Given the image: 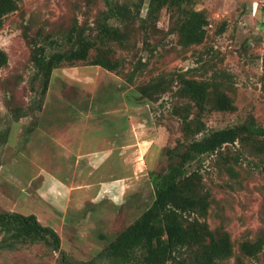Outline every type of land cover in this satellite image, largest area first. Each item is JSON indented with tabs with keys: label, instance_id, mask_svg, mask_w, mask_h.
<instances>
[{
	"label": "rangeland",
	"instance_id": "rangeland-1",
	"mask_svg": "<svg viewBox=\"0 0 264 264\" xmlns=\"http://www.w3.org/2000/svg\"><path fill=\"white\" fill-rule=\"evenodd\" d=\"M116 1L135 14L134 21L111 20L128 35L126 48L110 44L124 66L109 71L84 61L56 68L42 111L29 108L36 99L30 39L38 32L61 36L75 24L94 34L107 0H20L0 28V48L9 58L0 70V209L38 212L42 223L56 226L62 250L77 260L91 259L152 204L150 172L168 165L166 151L182 136L172 92L141 100L138 87L177 72L221 81L236 109L207 112L208 128L240 124L250 115L264 126V0H195L196 9L207 14L208 34L188 48L178 42L176 16L169 9L153 23L144 20L149 0ZM8 126L10 138L3 144L1 132ZM68 132L75 142L84 134L86 146L67 144ZM218 159L207 155L202 166L213 195L208 222L230 232L238 255L243 239L264 237V171L258 158L245 155L228 163L239 173L233 177ZM97 169L102 178L97 198L60 218L43 208L53 203L48 193L57 186L73 181L76 186ZM60 256L43 244L0 248V264H59ZM251 262L264 264L262 254L246 259Z\"/></svg>",
	"mask_w": 264,
	"mask_h": 264
},
{
	"label": "trees",
	"instance_id": "trees-1",
	"mask_svg": "<svg viewBox=\"0 0 264 264\" xmlns=\"http://www.w3.org/2000/svg\"><path fill=\"white\" fill-rule=\"evenodd\" d=\"M147 4L144 20L153 23L164 8L173 12L182 47L206 40L208 17L204 10L196 9L195 0H149ZM19 7L20 0H0V28L4 17ZM111 20L134 21L135 14L127 4L107 0V9L98 18L94 34L75 24L61 36L38 32L30 39L36 93L31 110L42 111L53 71L64 64L88 61L109 71H119L124 66L110 44L126 48L128 35ZM8 59L7 52L0 48V70L8 64ZM262 83L264 88V73ZM138 92L141 100H156L161 94L172 92L173 114L181 120L182 136L166 151L168 165L150 172L155 190L152 204L89 260L73 259L63 251L59 233L42 223L36 214L0 209V248L14 250L21 244H43L60 252L59 264H256L246 263V259L260 258V254L264 259V237L243 239L237 255L230 232L222 226L211 228L208 216L213 195L206 188L202 172L207 155H218L217 164L227 168L233 177L239 173L228 163H237L245 155L258 158V165L264 171V126L250 115L240 124L208 128L204 120L207 112L236 109L234 99L221 81L177 72L169 78L156 77L138 87ZM20 116L13 121H18ZM33 129L28 127L26 131L30 133ZM10 133L11 126L1 132L3 144L9 140Z\"/></svg>",
	"mask_w": 264,
	"mask_h": 264
},
{
	"label": "crops",
	"instance_id": "crops-1",
	"mask_svg": "<svg viewBox=\"0 0 264 264\" xmlns=\"http://www.w3.org/2000/svg\"><path fill=\"white\" fill-rule=\"evenodd\" d=\"M70 135H71V132L70 133L69 132L66 133V136H67L68 140L67 139H64V140H65V142L67 144H71V143L76 144V142H78V143H80V146H84V147L86 146V143H85L86 137L84 136V134H83L82 138L81 139H77L76 142H75V139H73V137H71ZM82 155H85V154L84 153H80L77 156L80 157ZM117 163H118V161L115 160V165ZM119 164H122V158H120ZM70 170H72V169H70ZM93 172H94L92 174L93 177L91 175H88L87 178H85L84 176H81L82 179H84V181L83 182H79V184L76 185V186L74 184L75 183L74 181L69 183V184L67 182V184L63 183L62 186H57V190L56 191H51V193H48L49 195H53L54 196L53 203L50 202V203H48L49 205H47V207L44 206L43 208L46 209L48 212H50L52 214V216L60 218L61 216L65 217V214L67 212L73 210V208H74V210L75 209L77 210V208L80 209L82 207V205L88 199L92 200L94 198H97L99 196V193H100L98 191H100V188H101V185H102V184H100V183H102V182H100L102 178L99 177V174H98L99 169H97V170H95ZM91 173L92 172L89 171V174H91ZM82 174L83 173H81V175ZM119 177H121V176L120 175H114L115 179H117ZM66 180H68V177L66 178ZM74 194L76 195V198L73 201ZM44 209H42V211H45ZM33 213L38 216V218H39V220L41 222L43 221V220H41V217L39 216L38 212H33ZM24 214H31V213H24ZM44 224L45 225H50V226L56 228V226L53 223H51V222H47V223L44 222Z\"/></svg>",
	"mask_w": 264,
	"mask_h": 264
}]
</instances>
